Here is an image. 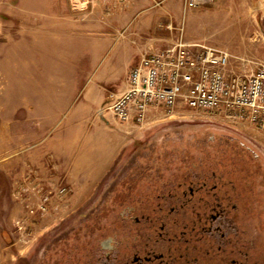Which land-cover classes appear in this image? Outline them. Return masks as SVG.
Segmentation results:
<instances>
[{"label":"rangeland","instance_id":"obj_1","mask_svg":"<svg viewBox=\"0 0 264 264\" xmlns=\"http://www.w3.org/2000/svg\"><path fill=\"white\" fill-rule=\"evenodd\" d=\"M255 2L260 9L250 10ZM132 3L0 0V264H82L95 241L127 224L121 217L125 207L134 206L138 215L150 213L163 194L172 193L167 213L178 205V193L201 182L218 183L229 195L234 214L225 233L232 243L242 246L245 256L264 259V128L248 120L157 110L155 123L130 134L98 181L72 184L53 163L41 169L35 157L42 133L38 123L67 107L46 104L51 95L46 86L55 96L72 95L93 67L95 34L125 37L136 19ZM263 8L264 0H228L225 7L216 0L182 11L184 39L225 49L244 27L247 39L236 53L251 47L264 64ZM227 12L242 20L254 15L255 23L235 24ZM166 30L161 25L158 33ZM107 44L104 39V52ZM106 87L110 95L114 87ZM41 203L48 208L44 214Z\"/></svg>","mask_w":264,"mask_h":264},{"label":"crops","instance_id":"obj_2","mask_svg":"<svg viewBox=\"0 0 264 264\" xmlns=\"http://www.w3.org/2000/svg\"><path fill=\"white\" fill-rule=\"evenodd\" d=\"M212 1L214 4L216 0ZM226 1L228 0H220L224 7ZM183 3L184 0H133L132 10L136 19L130 24L128 34L121 39H113L114 36L106 39L95 34L94 51L90 55L93 67L88 71V76L84 77L82 85L73 90L72 95L68 92L70 95L65 99L60 95L62 93L55 96L51 87L46 86V93L51 94L46 95V104H65L67 107L53 119L47 116L43 123H38V131L42 133L38 138L39 150L35 157L41 161V169L53 163L57 174H64V178L70 183L84 184L98 181L104 175L103 171L112 166L128 144L130 134L138 133L140 126L119 122L110 111L104 110L109 102L110 89L107 90L106 86L114 87L111 89L112 93L124 91L130 68L139 61L143 51L169 45L175 40L178 32L174 30L180 24ZM230 8L236 9L232 6ZM249 9L256 11L260 8L255 2L251 3ZM225 17L243 26L248 21L253 23L255 20L254 15L251 16L253 20H242V16L236 12L234 15L227 12ZM161 25L170 29V32L166 30L162 35L159 34L158 28ZM86 30L85 26V40ZM247 34L243 27L238 37L230 40L227 47L222 49L231 54V69L254 68L263 63L261 53L251 47L247 46L242 51L239 49V54L236 53V46L247 39ZM104 39L110 41L105 52L102 48ZM158 118L152 112L145 126L155 123Z\"/></svg>","mask_w":264,"mask_h":264},{"label":"built area","instance_id":"obj_3","mask_svg":"<svg viewBox=\"0 0 264 264\" xmlns=\"http://www.w3.org/2000/svg\"><path fill=\"white\" fill-rule=\"evenodd\" d=\"M211 1L184 0V12ZM177 31L171 44L141 54L128 73L126 89L111 93L104 110L119 122L139 126L154 111L171 114L181 108L240 118L264 128V64L231 69L228 51L187 42L183 22ZM48 200L49 195L42 201ZM39 207V213L48 211L42 203Z\"/></svg>","mask_w":264,"mask_h":264},{"label":"flooded vegetation","instance_id":"obj_4","mask_svg":"<svg viewBox=\"0 0 264 264\" xmlns=\"http://www.w3.org/2000/svg\"><path fill=\"white\" fill-rule=\"evenodd\" d=\"M188 191L178 193L169 213L172 193L163 194L150 213L125 207L121 217L127 224L95 241L82 264H264L263 258L245 256L225 233L234 208L218 183L201 182Z\"/></svg>","mask_w":264,"mask_h":264}]
</instances>
